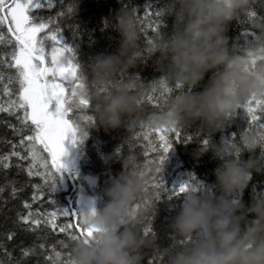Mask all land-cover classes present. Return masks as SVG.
Returning <instances> with one entry per match:
<instances>
[{
    "label": "clouds",
    "instance_id": "clouds-1",
    "mask_svg": "<svg viewBox=\"0 0 264 264\" xmlns=\"http://www.w3.org/2000/svg\"><path fill=\"white\" fill-rule=\"evenodd\" d=\"M128 2L110 22L120 36L117 51L97 54L82 73L90 85L86 98L94 123L105 131L140 124L181 130L195 126L207 139L196 155L210 152L221 161L214 176L223 195L214 196L202 184L182 193L169 228L177 239L190 243L164 249V264H264V192L247 204L239 198L253 174H264V129L211 140L235 122L241 104L264 98V0H162L173 29L154 32L147 40L136 7ZM249 13L254 14L248 24L253 35L241 50L227 35L228 25ZM147 61L157 65L158 79L144 83L127 75L118 81L120 74ZM161 81L179 88L159 111L147 112L142 98L158 90L154 85ZM202 83L200 91H193ZM245 153L247 159H242ZM114 159L111 154L102 157L106 165ZM138 161L135 152L123 156L124 171L103 190V207L93 200L79 206L78 222L92 235L70 241V264H142L154 248V238L141 231L154 207L140 203L152 171ZM194 233L199 238L193 239Z\"/></svg>",
    "mask_w": 264,
    "mask_h": 264
},
{
    "label": "snow or ice",
    "instance_id": "snow-or-ice-1",
    "mask_svg": "<svg viewBox=\"0 0 264 264\" xmlns=\"http://www.w3.org/2000/svg\"><path fill=\"white\" fill-rule=\"evenodd\" d=\"M52 6V0H0V114L14 117L15 124L6 123L13 135L18 137L16 143L9 141L10 151L0 153V169H8L12 157L25 162L17 163V169L25 171L28 177H39L41 180V183L31 185L32 200L36 201L47 194L48 202L55 204L59 203L55 195L58 184L62 183L63 175L68 171L66 141L72 147L77 142H83L87 136L85 129L94 124V118L87 114L89 101L86 96L90 85L79 70L73 47L65 41L61 28L52 17L45 19L33 14L34 10L50 9ZM61 15L60 12L56 13L57 17ZM252 15L249 13L243 21H239L240 24H249ZM153 16L155 19H152ZM163 16L162 7L153 9L151 3L144 5L143 15H138V18L145 40L149 38V30L152 33L160 30ZM240 35L246 45L253 33L243 28ZM125 78L127 74H120L118 81ZM154 86L158 90L145 94L141 102L159 111L179 85L168 86L161 81ZM239 108L243 110L246 121L243 131L264 129V98H249ZM136 127L140 131H134L128 137V150L142 149L141 166L147 165L152 171L140 203L147 208L160 200L162 194L171 199L188 189L195 191L199 182L194 177L191 182L184 181L168 188L161 176L163 163L173 144L181 141L187 143L192 139L191 135L178 128H149L143 124L132 128ZM200 143L205 146L207 139L203 138ZM10 183L14 185L15 181ZM3 190V186H0V192ZM17 191L12 186L11 195L15 196ZM79 206L80 201L77 200L75 207L69 203L50 213H40L38 210L17 213V223L24 224L27 231H36L44 224L66 234L70 241L77 237H91L92 231L81 228L78 222ZM23 207L30 209L31 205L24 201ZM57 215L71 217L75 223L74 230L70 231L73 229L72 223L57 226ZM143 234L154 237L150 225L144 227ZM8 238L11 239V234ZM56 243L61 248L68 247L62 240ZM179 243L186 247L190 241L182 240ZM35 247L22 249V255L26 257L34 253ZM38 247L43 250L45 245L41 243ZM154 256L160 258L159 264H164L161 252L155 251ZM44 258L47 264H70L69 252L62 254L55 245L49 246V254ZM148 264H154V261L150 259Z\"/></svg>",
    "mask_w": 264,
    "mask_h": 264
},
{
    "label": "trees",
    "instance_id": "trees-1",
    "mask_svg": "<svg viewBox=\"0 0 264 264\" xmlns=\"http://www.w3.org/2000/svg\"><path fill=\"white\" fill-rule=\"evenodd\" d=\"M146 3H151L153 9L162 7V0H131V4L136 7L140 16L143 15ZM52 4V8L34 10L33 14H39L45 19L53 18L54 23L61 28L65 41L73 47L81 73H87L91 61L97 54H110L117 51L120 36L110 22L117 10L129 6L128 0H52ZM57 12L62 15L57 17ZM152 19L155 17L153 16ZM243 20L244 18H241L229 24L227 31L230 40L235 39L239 42L241 50L245 44L240 32L243 28L249 29L248 24H240L239 21ZM145 24H147V20H145ZM139 26L141 28V23ZM172 29V18L164 15L159 31L162 34H167ZM151 34L152 32L149 30L148 37ZM142 37H145L144 32H142ZM127 75L138 77L142 82L149 83L158 79L161 73L154 61H147L135 70L130 69ZM207 78L206 75L205 80ZM202 87L203 83L193 91H200ZM143 105L147 112L158 111L147 103H143ZM242 111L239 108L235 122L226 127L222 133L213 134L211 140L219 142L221 137L238 138L246 127ZM87 114L91 115L89 110ZM6 122L16 123L14 117L0 114V153L10 151L9 141L16 143L18 140V137L14 136L12 130L7 127ZM85 131L87 136L83 142H77L78 169L72 172L71 180L64 173L62 183L58 184L55 195L59 203H49L47 194L36 201L32 200L33 188L31 185L39 184L41 180L39 177H28L25 171L17 169V163L25 164V162L12 157L9 160V168L0 169V186L4 188L3 192H0V264H47L44 257L49 254V246L53 245L62 254L69 251L70 240L66 234L46 227L44 224H41L36 231H27L24 224L17 223V213L26 214L29 211L37 210L40 213H50L56 211L61 205L69 203L75 207L80 194L93 200L98 208L103 207L106 203L107 197L103 190L124 171L121 161L123 156L129 152L126 141L134 131H140V129L136 127L127 130L121 127L105 131L94 123ZM182 131L191 135L192 139L187 143L182 141L174 143L167 153V159L163 163L161 172L166 187L172 188L184 181L191 182V178L194 177L214 196L223 195L215 186L214 176V169L221 161L214 158L210 152L200 156L196 155L201 145L200 141L204 137L195 126ZM132 152L138 155V162L141 164L142 149L137 148ZM109 154L114 155L116 159L106 165L102 157ZM44 155L47 156L46 153ZM247 156L248 154L245 153L242 159H247ZM12 181H15L14 185L10 183ZM22 185L24 186L21 188ZM12 186L18 189L15 196L11 195ZM261 192H264V174H253L248 187L242 194H239V198L247 204L253 195H259ZM183 196L184 194H180L178 197L169 199L162 194L160 200L155 201L151 207H147L148 209L154 207V213L151 210L146 213L141 231L143 232L144 227L150 225L154 237L151 234L147 237L154 238L155 246L147 251L142 264H148L150 259L154 261V264H159L160 258L154 256L155 251L162 252L170 245L183 246L179 243L182 240L177 239L169 228L172 218L179 210ZM24 201L31 205L30 209H24ZM55 223L57 226L63 223H72L73 229L70 231L75 228L71 217L57 215ZM9 234H11V239L8 238ZM192 238H199L198 234L194 233ZM61 240L67 243L68 247L61 248L56 243ZM41 243L45 245L43 250L38 247ZM34 245L37 246L34 253H30L26 257L22 255V249L32 248Z\"/></svg>",
    "mask_w": 264,
    "mask_h": 264
},
{
    "label": "water",
    "instance_id": "water-1",
    "mask_svg": "<svg viewBox=\"0 0 264 264\" xmlns=\"http://www.w3.org/2000/svg\"><path fill=\"white\" fill-rule=\"evenodd\" d=\"M66 148L68 151V156L66 157V160L68 162V171L66 172V175L71 180L72 172L76 171L79 167L78 155H77V143L75 147H72L66 141Z\"/></svg>",
    "mask_w": 264,
    "mask_h": 264
},
{
    "label": "rangeland",
    "instance_id": "rangeland-1",
    "mask_svg": "<svg viewBox=\"0 0 264 264\" xmlns=\"http://www.w3.org/2000/svg\"><path fill=\"white\" fill-rule=\"evenodd\" d=\"M66 174V173H65ZM67 176V175H66ZM68 178V177H67ZM67 188V187H66ZM77 200H79L80 201V205L82 204V203H84L85 201H87V200H90L87 196H85V195H83V194H80L79 196H78V199Z\"/></svg>",
    "mask_w": 264,
    "mask_h": 264
}]
</instances>
